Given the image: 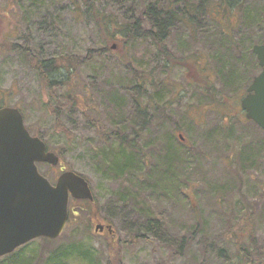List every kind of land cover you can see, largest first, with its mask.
<instances>
[{"label":"rangeland","instance_id":"1","mask_svg":"<svg viewBox=\"0 0 264 264\" xmlns=\"http://www.w3.org/2000/svg\"><path fill=\"white\" fill-rule=\"evenodd\" d=\"M93 1L99 13L122 25L137 16L138 6L154 0ZM217 1L206 0L202 5L196 0L160 1L165 10L161 18L167 20L173 14V20H167L169 29L163 43L178 60L168 65L169 69L160 70L162 60L151 43L136 40L124 50L120 41L106 45L103 26L72 0H0V108L19 109L30 134L42 135L49 152L61 153L59 165L38 166L49 182L54 184L63 171L74 172L88 182L95 205L70 202L69 210L82 208L88 214L80 210L63 234L65 239L79 238L84 251L97 254L99 259L102 254L108 259L106 254L119 248L122 264H244L242 253L234 246L239 242L248 252V262L264 264V132L248 124L240 106L231 99H226L228 110L224 113L231 117L227 120H222L221 112L199 107L198 88L192 86L206 77L200 76L205 72L200 73L198 67L207 69V76L212 77V70L217 68L211 47L220 42L218 36L223 33L216 32L207 15L217 13L216 6L211 5ZM185 4L196 13L190 19L182 14ZM263 7L264 0H243L241 8L247 11L248 19L238 24L231 16L229 22L226 20L225 33L242 52L250 39L255 45H264ZM252 14L257 17L254 24H250ZM149 25L146 21L144 28L149 30ZM11 45L27 49L36 62L64 56L83 58L88 51L104 47L110 52L93 55L70 77V86L53 93L42 88L33 59L15 49H5ZM242 55H246L250 68L257 64L249 54ZM125 62H131V69L145 80L143 88L138 87ZM259 72L253 69V78ZM54 78L63 81L66 73L60 71ZM63 92L79 100L67 107L55 127L47 105L52 95ZM153 104L162 108L157 114ZM221 124L233 126L228 138L212 132ZM119 136L135 140L138 157H145L143 170L136 172L133 184L127 183V178L114 179L107 167L122 152L123 156L131 154L120 147ZM170 136L174 139L172 151L178 150L174 162L166 148ZM249 142L254 147L262 145V152L249 161L256 164L243 171L239 151ZM166 153L170 162L164 157ZM133 154L136 156L135 150ZM167 165L172 174L161 188L157 176L167 171ZM150 172L157 175L152 180L158 186L150 185ZM166 183L170 190L163 189ZM122 197L132 207H124L119 201ZM148 199L167 229L161 242L144 235L143 218L136 219L137 212L148 216ZM99 224L110 225L114 237L106 230L95 231ZM85 226L89 227L87 232H83ZM183 238L185 243L179 248ZM31 244L33 249L41 245L39 241Z\"/></svg>","mask_w":264,"mask_h":264},{"label":"trees","instance_id":"2","mask_svg":"<svg viewBox=\"0 0 264 264\" xmlns=\"http://www.w3.org/2000/svg\"><path fill=\"white\" fill-rule=\"evenodd\" d=\"M160 1L161 0H154L151 4L138 6L139 10H138V14H136L137 16L130 17L131 21H127V23H124L122 25H119L118 23L116 24L115 20H113L112 18L108 16H104L103 14L99 13L94 5L93 0H72V3L76 7H83L94 19V21L98 26H103L104 41L106 45L113 41L114 42L120 41L121 42L120 47L124 50L125 47L130 46L136 40L147 41L155 47L157 51V55L162 60L161 66H159L160 70H167L170 68L168 65H172L178 60H176L175 58L172 57V55H170V51L163 43L165 41L164 36L169 29V26H167L168 23L167 20L172 21L173 14L166 17L167 20L161 18L165 10H164V6H161L162 4H160ZM196 1L202 5L206 0H196ZM242 4H243V0H236L235 2H232V0H218L214 4H211L212 6L213 5L216 6L217 13L215 12L213 14L211 12V14H207V15L210 16L213 22L215 23L214 26L216 32L218 31L223 33V35L218 36L220 42H216L215 44H212L211 47L213 52H215L212 58L217 66L216 69L212 70L213 72L212 75L215 78H213L211 75L207 76L208 74L207 69L205 70L203 68L198 67L197 69L200 70L199 71L200 73L202 72L204 74L205 72L204 75H200V76H206V77L205 79H202L203 80L202 83H197V85L192 84V86L198 88L197 93L200 99L199 101H197L198 106L199 107L206 106L209 109H214L215 111H218V113L221 112L222 120H227L231 118L228 114L224 113V111L228 110V103L226 104V99L233 100L236 104V107L237 106L239 107L240 100L243 96V92H245L244 89H246V87L251 83L253 79V75H252L253 69L254 70L259 69L256 62L255 65L252 68H250V65L248 64V60H246V55L245 56L242 55V53L244 54L247 53L255 61V56L252 54L251 51L252 46L255 45L254 44L255 41L253 39H250L248 42L249 45L246 46L247 47L246 50H243L242 52L241 51L242 47L231 43L229 37L225 33L226 31L225 26L226 23L230 21V16L236 21V24L241 23V19L243 22H245L248 19L247 17L249 15L247 11L241 8ZM187 6L188 5L186 4L185 6H183L182 14L190 19L196 13L194 10H190ZM232 8H235V10L231 12ZM135 11H137V8L135 9ZM262 11H264V7L261 8V12ZM202 13L206 14L207 12H205V10L203 9ZM256 19H257L256 15L252 14L250 17V24H254ZM146 21L148 24H150L149 25L150 29L148 28L149 30L144 28V24L146 23ZM222 47L224 48L222 49ZM5 49L6 50L15 49L16 51L21 52L24 56L28 57L29 59L30 58L33 59L32 61L33 68L38 75L42 88L44 90L53 93L56 92V90H58L61 87L70 86L71 85L70 84L71 82L69 80L70 77L74 76L76 70L79 67L88 64L92 60L93 55L101 56L104 53L110 52L109 48L104 47L102 50L88 51L83 58L76 56H64V57H59L57 60L56 58H53L50 60H40L39 62H36L34 57L29 56L30 54L27 49H23L22 47H18V46L15 47L14 45L8 46ZM234 53H236V55H234ZM206 62H204L203 64H206ZM125 66L127 70L131 72L134 81L138 84V87H140V89L141 87L143 88L145 80H143L142 76L139 75L135 70L131 69L132 63L125 62ZM249 68L251 70H248ZM60 71H64L66 73V78L63 81H57L54 78ZM216 84H218L219 86L218 88L215 89L214 86ZM77 100H79L78 97L70 96L68 92L66 93L63 92L59 96L53 97L52 95V97H50V102L48 103L47 107L49 112L55 119V127L58 126L59 124L58 122L64 111L67 109V107L75 104V101ZM206 103L208 105H206ZM152 106H153L152 108L154 114H157V112H160L162 109V108L159 109L154 104ZM157 119H158L157 117L153 118V120H157ZM247 123L253 126L255 129L259 130V128H257L256 125L253 124L252 122L248 121ZM192 124L193 126L195 125L194 123ZM180 130L181 129L179 127H176L177 132H180ZM232 131H233V126H226L224 124L218 125L217 129L214 128V130H212L214 134L216 135L224 134L226 138H228L232 134ZM35 136H37L40 140H43L42 135L37 134ZM170 137L167 140L166 148H168L172 152L171 157H172V162H174V155L177 153L178 150L175 149L172 151L171 146L172 143L174 142V139ZM117 140L119 141L120 147L122 149L123 148L129 149L131 151V154L129 156L127 155L123 156V152H122L120 155H118V158L115 161L113 162L110 161L109 163H107V167L112 172L113 175L112 177L114 179L124 180L125 178H127L126 180L127 183L133 184V180H134L133 177L135 176L136 172L141 173L143 170L141 165L144 162L145 157L144 156H140V158L138 157L139 151L137 152L135 140L127 141L120 136L119 138H117ZM253 144L254 143L249 142L247 145H243L240 148L239 164L243 171L246 168L255 165L256 163L249 161L252 158L256 159L257 155L259 157L258 151H260V153L262 152V147H263L262 145L260 146L256 144V146L254 147ZM263 145H264V141H263ZM134 150L136 152V156L133 154ZM58 157L61 160L62 158L61 153L58 154ZM164 157L165 159H167V162H170L171 157L168 156L167 153ZM107 160L108 159L105 158V161ZM139 160H141V162H139ZM169 165L166 166L167 171H165L164 173L158 176L152 175V173L150 172V179H148L150 181V185H153L154 187L158 186L157 185L158 183L152 180L154 176H157L161 180L160 183V185L162 184L161 188L163 187L164 182L169 180L167 179L169 174H172V171H170V169L168 168ZM167 186L168 184L166 183L165 188L163 189L170 190V188H166ZM126 200H127L126 197L119 198V201L122 203L124 207L126 206L129 207V205L132 207L131 203L127 202ZM130 200H133L132 201L133 207H135L136 205L134 198ZM81 204L85 206H94L95 202L93 203L83 202ZM72 209L73 208L69 210V220L66 228L69 227L73 221H75L74 217L80 210H82L85 214H88L86 209L79 208V211L78 210L73 211ZM137 213L138 214L136 215V219L143 218L142 222L145 227L144 231H146L144 232L145 233L144 235H148L152 237L154 240H157L159 242L163 241L165 231L167 229L164 227V222H162V220L159 217H157L155 210L152 209V205L150 204L149 199H148V216L141 215L139 212ZM89 219H91V215L89 216ZM137 221L138 220H136L135 222ZM168 227L171 228L172 224L169 223L167 225V228ZM88 228L89 227L86 226L83 227L84 229L83 232H87ZM169 231L171 232V229ZM142 239L147 240L146 237ZM38 241L41 243V245L38 246L39 248L33 249V246H31L32 245L31 242L17 249L12 254L0 258V264H67V263L70 264V262L79 263V264H99V263L122 264L119 260L120 259L119 248H117L115 252L107 253L106 255L108 259H106V257H104L103 254L99 259V257H96L97 254L93 255L90 251H84V247H82L83 244L79 241V238L65 239L63 234L55 241H50L47 239H39ZM183 243H185L184 238L181 239L179 248L182 247ZM234 246L239 253H242L244 264H246V262H248L247 260L249 259L247 250L244 247H242L243 245L240 244L239 242L234 243ZM101 259L103 260V263ZM248 263L253 264L255 262L249 261ZM224 264H231V263L225 261Z\"/></svg>","mask_w":264,"mask_h":264},{"label":"water","instance_id":"3","mask_svg":"<svg viewBox=\"0 0 264 264\" xmlns=\"http://www.w3.org/2000/svg\"><path fill=\"white\" fill-rule=\"evenodd\" d=\"M252 53L260 72L240 107L245 119L264 132V45L253 46ZM58 163L43 141L30 136L18 109L0 108V258L37 239H58L68 221L70 199L93 202L89 184L74 172L62 173L54 185L38 172V164ZM106 230L112 234L110 226ZM95 231L102 232L103 226Z\"/></svg>","mask_w":264,"mask_h":264},{"label":"flooded vegetation","instance_id":"4","mask_svg":"<svg viewBox=\"0 0 264 264\" xmlns=\"http://www.w3.org/2000/svg\"><path fill=\"white\" fill-rule=\"evenodd\" d=\"M114 48H116V47H114ZM31 135H32V134H31ZM32 136H33V135H32ZM38 166H39V165H38ZM46 166H47V165H46ZM61 173H62V172H61ZM101 225L104 227L103 231L106 230L105 227L109 226L108 224H107V225H103V224H101ZM111 236L114 237V234L111 235Z\"/></svg>","mask_w":264,"mask_h":264}]
</instances>
